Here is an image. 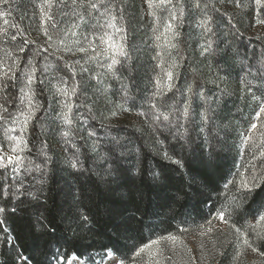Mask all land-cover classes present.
Listing matches in <instances>:
<instances>
[{
  "label": "trees",
  "instance_id": "trees-1",
  "mask_svg": "<svg viewBox=\"0 0 264 264\" xmlns=\"http://www.w3.org/2000/svg\"><path fill=\"white\" fill-rule=\"evenodd\" d=\"M113 2L119 4L121 0ZM213 2L202 1V7L207 5L201 10L202 14L194 10L189 14V21L183 22L185 26L178 28L179 44L173 55L183 59L177 70L176 88L156 101L162 111H167L168 106L179 107L183 98L176 89L182 90L186 82L202 85L204 98H192L190 118L185 124L186 135L183 130L178 133L165 127L153 132L148 123L142 131L130 125L102 131L94 127L90 117L88 121L95 136L93 139L83 136L77 141L80 143L78 155L85 169L77 179L66 163L71 157L60 147L68 138L61 137L62 125L56 116L59 99L50 91H42L39 84L35 86L37 99L43 106L29 125L31 151L24 153L35 168L36 164L44 162V156L38 153L46 143L45 151L51 161L43 184L38 183L41 173L35 171L25 179L27 191L23 196L9 197L11 203L7 199L2 202L5 212L1 220L6 235L0 238V264H18L21 255L28 257L31 264H55L54 254L62 255L67 262L73 255L80 259L93 255L103 258L108 251L125 263H132L135 251L150 243L152 238L174 234L181 228L197 230L211 212L222 204L232 203L234 195L241 196L237 191L240 179L251 173V178H261L260 186L251 194L243 193L246 199L240 212L230 221L241 226L245 220L253 218L257 208L264 207V162L251 164L250 144L240 148L246 119L253 112V106L264 101V48L255 41L246 40L238 24L225 18L220 8H216L218 4ZM4 7L5 12L10 13L7 17L9 29L6 36L0 35V61L11 65L13 59L19 58L23 69L25 62L31 60L38 69L48 66L49 74L59 68L56 75L67 79L72 72L39 46L35 0H8ZM260 12L264 15V6ZM199 15L212 18L214 35L211 38L215 41L213 51L202 56L198 49L205 37L201 35L202 29H195L194 22ZM13 24L16 27H11ZM143 36L146 40L145 32H134L135 44H146L141 39ZM199 41L201 43L197 44ZM144 47L139 50L138 64L119 70L116 89L120 87L123 90L120 92L125 91L133 108L147 113L151 98V70L148 68L151 54L147 46ZM17 78H22L20 71H17ZM17 95L10 86L7 95L0 92V104L15 113L18 106L23 107L14 99ZM89 100L91 115L105 118L107 110L103 104L95 98ZM205 112L210 117L206 122L202 118ZM172 123H176L175 116ZM257 125L260 128L261 121H257ZM61 139L64 142H60ZM69 139L77 143L74 135ZM114 140L122 146L119 150L132 173L120 180L119 187L113 185L116 190L110 192L99 182L98 173L107 166L103 157ZM93 144L96 151L92 150ZM165 152L168 157L164 156ZM137 168L139 174H136ZM152 172L159 174L158 181L152 179ZM81 214L89 220L85 222ZM41 217L45 224L55 228L54 233L38 223ZM4 229L0 225V233ZM257 246L264 253V241H259ZM221 261L219 264H230L228 250Z\"/></svg>",
  "mask_w": 264,
  "mask_h": 264
},
{
  "label": "snow or ice",
  "instance_id": "snow-or-ice-1",
  "mask_svg": "<svg viewBox=\"0 0 264 264\" xmlns=\"http://www.w3.org/2000/svg\"><path fill=\"white\" fill-rule=\"evenodd\" d=\"M150 11V15L153 17V34L154 40L158 42L156 48V56L153 57L157 61L156 68L160 71L155 77V90L152 93V97L148 100V108L151 112V119L158 125H163L165 128L175 127L178 133L183 130V134H187V127L185 124L189 121L190 113L192 109V98L197 99L204 98V92L202 90V85H197L194 81L191 83L186 82L183 89H176L183 98L180 102L179 107L168 106L167 111H162L161 108L157 106L156 101L162 100L163 96L167 95L168 92H172L176 88L175 81L178 79V69L181 67V61L183 57H177L173 55V52L178 49V37L180 35L178 28L181 26L184 20L185 7L183 0H146ZM0 3L8 5V0H0ZM55 0H44L40 4V13L44 17L45 23L51 22L53 28H57V23L52 14V8L54 7ZM63 7L67 8L69 6V0H60ZM258 5L264 6V0H255ZM72 15L77 17L80 22H84L86 17L92 16L95 20L94 34L89 37L85 35L83 41L87 42V47L84 46L80 40L74 41L75 51L79 53L91 52L92 55L88 57L89 60L95 61L104 58L108 62L102 64L108 72L115 75V66L120 63L117 57L129 56V53L125 47L124 41L126 40V26L124 24V7L123 0L119 4L113 3L112 0H70ZM207 7V5H203ZM237 7H240V0H237ZM202 8V0H190L188 5V10H200ZM157 10L162 13L158 15ZM10 15L8 12L0 13V17H3V24L5 26L9 25V20L7 17ZM212 18L205 15L196 21V27L202 29L201 35L205 37L204 44L201 45V51L203 53H208L213 51V44L215 41L211 38L214 35L212 27ZM264 23V21H260ZM11 27H16V25H11ZM79 24H73L70 29L72 36H77V29ZM8 33V27H0V35L6 36ZM44 35L48 38V41L53 40V36L49 34L48 29H44ZM119 36V40L116 37ZM67 32H65V38L59 39L58 42L63 46L64 51L73 52V47L66 43ZM13 40L16 36L11 37ZM99 41V43H97ZM26 42V41H25ZM48 51V49H44ZM23 52L24 48H20ZM62 59V57H61ZM87 62V61H86ZM20 59L15 58L11 65L5 64L0 61V92L7 95V90L11 86L18 93L17 97L14 99L19 100V105L23 107H17L15 113L9 112L8 108L3 104H0V127H4V134L7 140L11 143L10 152L11 154H6L3 151L2 146H0V169H9L12 175V179H17V176L21 173V170L31 173L32 171H37L41 173V177L38 183L43 184L46 172L48 169V164L51 161V156L45 151L46 143L42 147L38 155L44 156V162L42 164H36L35 168L31 167L32 161L29 157H25L23 153L31 151L28 146V129L31 121L35 119L37 111L43 106L37 99L36 85L41 86L42 91H50L53 96L61 97L58 101L59 112L56 113L57 118L61 122V125L66 126V130L61 131V135L65 138H70L75 135L73 129L76 124V119L73 117V109L79 108L81 105L76 103L74 98H78L81 95L80 89L81 84L79 81H73L71 86L68 85V81L63 76H57L56 72L60 69L57 68L56 72L49 74L50 70L48 66L43 68H37L31 60L25 62V67L20 68ZM78 64L79 61H76ZM67 68H72L71 64L66 65ZM17 71L22 73V78H17ZM82 72H87V68H81ZM37 72H40V76H37ZM74 74V73H73ZM97 83H102L101 75L97 74L95 77ZM47 81V85H46ZM55 81V82H54ZM50 86V87H49ZM254 99H259L254 97ZM11 103V101H6ZM86 109L90 111V105H83ZM163 106V105H162ZM116 111H112L111 115L115 116ZM145 115V113H140ZM264 115V101H261V106L256 112L255 119L257 121L261 120V116ZM175 116L176 123L173 125L172 117ZM83 114L77 113V119H82ZM146 118H148L146 116ZM203 121H208L210 117L207 112L203 114ZM184 121V123H180ZM264 123H261L260 128H258L257 123L253 122L250 126V132H259L261 143L264 144ZM18 133V134H17ZM89 137L95 136L94 132L88 133ZM253 137L251 134L245 136V144L252 141ZM75 149L73 156L66 161L69 169L74 170L73 175L82 174L85 169L83 167V162L80 159L79 148H76L75 144L71 145ZM120 147H122L119 141L114 140L113 146L110 147L103 157L105 159L107 166L98 173V180L102 183L107 191H115L112 186L116 185L119 187L120 180L131 174L132 170L126 167L125 157L122 152H120ZM92 150L96 151V145L93 144ZM264 156V152H261ZM165 157H168V153H164ZM212 153H209V162H211ZM179 163V161H175ZM139 168L136 169V174H139ZM154 181L160 179L159 174L152 172L150 173ZM260 177L253 176L250 180L247 178H242L239 182L240 187L237 189L241 193V196H233L232 203L222 204L217 210H215V215L207 221L208 225L212 224L213 219H218L224 224H229L231 218L240 212L242 202L246 199L243 193L251 194L255 188L260 186ZM86 191V189H84ZM27 190L24 188L22 180H19L16 185H10L8 188L0 186V199H7L8 203H11L9 197L14 196L19 198L25 194ZM28 195L34 196V193L27 192ZM240 201V203H237ZM23 202V201H22ZM12 211L15 212L16 208L13 207ZM5 212V207L0 206V214ZM81 218L87 222L89 217L81 214ZM254 221V222H253ZM3 220H0V225H3ZM38 223L42 227H47L51 232H55V228L49 224L43 222V218H38ZM201 227H204L201 225ZM230 227L233 229L236 235L237 241L240 245L251 249L253 252L259 251L257 247H254V241H264V207L257 208L253 213V220L245 222L241 226H237L236 223H231ZM211 231V227L207 229ZM180 231H186V229L181 228ZM178 238L174 235H168L166 237H161L160 239L153 240L148 244L143 245L138 250L135 251L134 257L132 258L133 264H141L144 262V256L147 255V261L145 264H159V260L156 259L161 253L160 249L156 252L152 251L153 245H159L161 240L173 241L175 242ZM59 250H57L58 252ZM223 253H221L222 255ZM109 257L113 254L111 251L106 253ZM243 255L242 251H237L234 256V261L239 260V257ZM264 255V253H262ZM20 259L24 261V264H31L28 257L21 255ZM52 259L55 264H72L71 259L65 261L62 255L54 254ZM112 264H125L124 260H112Z\"/></svg>",
  "mask_w": 264,
  "mask_h": 264
},
{
  "label": "rangeland",
  "instance_id": "rangeland-1",
  "mask_svg": "<svg viewBox=\"0 0 264 264\" xmlns=\"http://www.w3.org/2000/svg\"><path fill=\"white\" fill-rule=\"evenodd\" d=\"M202 1L204 2L207 0ZM35 2L38 9L37 18L39 19L37 25V29L39 30V32H37L36 36H39V38L37 39L39 40L40 48L42 50L47 48V52L51 53L52 56L62 62L61 65H65L66 67V65L71 64L73 66L72 68L66 67L70 72H72L68 73L67 77L69 86H71L74 80L79 81L81 84V95L78 98H74L76 100V103L81 105L78 109H73V117L74 119H76V124L73 129L75 133V142L80 141L79 138H82L83 136H89L86 134L93 131L90 127L91 123L88 121L90 117L91 121H93L92 124L94 125V127L102 131L110 130L112 128H118L121 125H130V127L132 126L137 131H142L144 128H146L147 123L150 124L151 130L153 132L162 131L163 125H158L151 119L150 110L145 113V111L133 108L130 99L126 97L127 94L125 93V91L120 92L123 91L120 87V91L116 89L119 80V70L123 66L130 67L135 65L136 63L138 64L141 58L139 50L144 49V46L146 45L147 50L151 54L150 61L148 62V68H150L151 70V89L149 90L151 97L152 93L155 90V77L160 70L156 68L157 61L153 59V57L156 56V53L157 51H159V49L156 48V44L158 42H156L153 38V17L150 15L151 10L149 9L146 0H136V2L135 0H125V3H123L124 24L127 29L126 40L124 41V43L129 56L127 58L117 57L120 63L115 66V75L108 72L105 67L101 66L102 64L108 62L104 58L92 61L88 59V57L92 55L91 52L79 53L75 51V45L73 43L74 41L80 40L82 43H84V46L87 47V42L83 41V37L85 35L91 37L94 34V25L96 22L92 16H88L87 13H85V21L80 22L77 17H74L72 15L70 0L69 6L67 8L62 6L60 0H55L54 7L51 11L57 23V28H53L51 22L45 23L44 17L40 13L39 6L44 2V0H35ZM173 2L175 3L176 0H173ZM136 3H138L137 13ZM189 3L190 0H183V4L185 7L183 22L189 21V14L193 13L194 11L188 10ZM213 3L216 5L218 4L219 7L216 8H220V10L222 11V15L225 18H229L228 20L238 24L237 27L241 30V32H243L246 40L255 41L264 48V23H260V21H264V15H262L260 12L262 5L256 4L255 0H240V7H237V0H214ZM131 8H133V10ZM202 9L203 7L200 10L195 11H198L202 14ZM3 12H5L4 4L0 3V13ZM157 12L158 15L162 14L160 10H157ZM195 15H198V13H196ZM203 16H196V20L194 21L195 29H198L196 27V21ZM3 19V17H0V27H7L3 24ZM73 24H79V28L77 29V36H72L71 34L70 29L72 28ZM181 26H185L184 23H182ZM45 28H47L49 34L53 36V40L51 42H49L48 38L44 35ZM140 31L141 33H146L147 39L144 40V36L141 38L143 40V43L146 42V44L136 43V45V37H134V32L139 33ZM65 32H67L66 43L74 49L71 53L64 51L63 46H61L58 42L59 39L65 38ZM116 39L119 40V36H117ZM97 43H99V41H97ZM200 43L201 41H199L197 44ZM200 50L201 49H198V53L199 56H202V52ZM76 61H79V63L77 64ZM82 67L87 68L88 71L82 72ZM97 74L101 75V79L103 81L100 84H98L97 80L95 79ZM92 92H94V95L92 94ZM120 97L122 98L121 102L119 101ZM57 98L59 100L61 99V97L58 96ZM89 98H95L103 104L105 110H107V113L104 115L105 118L91 115L90 111L83 106L84 104L88 105L90 101ZM123 102H128V104L124 105ZM260 106L261 104L253 106V112L246 119V127L242 132L240 138L241 149L250 144V154L252 157L251 164L254 165L258 164L259 162H264V156L261 155V152H264V144L261 143L259 132H250L251 124L253 122L257 123L255 117L256 112L259 110ZM59 110L60 108L58 107L57 112H59ZM112 111H116L117 114L115 116H112ZM142 112L145 113V115H141L140 113ZM77 113H84L83 118L77 119ZM146 116L148 118H146ZM260 121L261 123H264V115L261 116ZM171 129L176 131L175 127H171ZM62 130H66V126L62 125L61 131ZM260 130H264V128H261ZM248 134H251L253 139L249 143L245 144V136ZM61 137L63 136L61 135ZM63 138L64 140L67 139L65 137ZM90 138L93 139V137ZM64 140L61 139L60 142H64ZM72 144H75L76 148H80V143H74V140L69 138L67 139V141H65L64 144H62L63 146L60 145L62 149L67 150V155H69L70 157H72L75 153V149L71 146ZM0 146H2L3 151L6 154H11V143L7 140L3 128L0 129ZM23 155L25 156V153H23ZM31 167L34 169L33 164H31ZM33 174H35V171L28 173L21 170V173L17 176V179H12L13 174L10 173L9 169H0V186L8 188L10 185H16L19 180H22L24 184L25 179H29L30 175ZM251 174L248 175L247 173L248 176H246V178L250 180ZM244 176L245 175H243L242 178H244ZM25 185L26 184H24V186ZM4 200L6 199H0V206H2V202ZM3 214L4 213L0 214V220L2 219ZM214 215L215 210L211 212L203 221H201V223L197 226V230H194L192 228H183L186 229V231L179 230L178 232H174V234L170 233L167 235H161L152 238L150 242L160 239L161 237H166L168 235H174L178 238L175 242L161 240V243L159 245L152 246L153 252H156L157 249L161 250L160 255L156 257V259L159 260V264H219L222 262L221 258L223 257V254L226 250H228L229 253L230 264H264V255H262V252L260 250L257 252H253L251 251V249L240 245L239 241H237L233 229L230 227L231 221L229 224H224L218 219H213L212 224L208 225L207 221ZM252 220L253 218H251L249 221ZM201 225H203L204 227H201ZM1 227L3 229L5 228L4 225H1ZM209 227H211L210 232L207 230ZM5 235L6 231L4 229L0 233V238ZM258 243L259 240H255L254 247L258 248ZM237 251L243 252V255L239 257L238 262L234 261L233 259ZM221 253L223 254L221 255ZM112 254V257H109L105 254L103 258H99V256L93 255L88 259H80L77 256L73 255L69 259H71L72 257L76 258L72 259V264H112L113 259L121 260L117 255H115L114 253ZM142 255L144 256V262H141V264H145V262L147 261V255ZM18 264H24V261L21 260ZM125 264H133V262Z\"/></svg>",
  "mask_w": 264,
  "mask_h": 264
}]
</instances>
